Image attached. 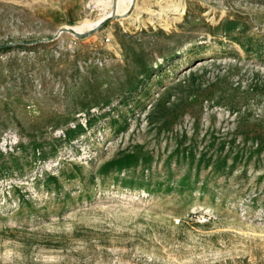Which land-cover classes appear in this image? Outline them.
I'll return each instance as SVG.
<instances>
[{"label": "rangeland", "instance_id": "1", "mask_svg": "<svg viewBox=\"0 0 264 264\" xmlns=\"http://www.w3.org/2000/svg\"><path fill=\"white\" fill-rule=\"evenodd\" d=\"M132 5L0 0V264H264V0Z\"/></svg>", "mask_w": 264, "mask_h": 264}, {"label": "trees", "instance_id": "2", "mask_svg": "<svg viewBox=\"0 0 264 264\" xmlns=\"http://www.w3.org/2000/svg\"><path fill=\"white\" fill-rule=\"evenodd\" d=\"M2 48H10L11 46H9L8 44H4L1 46ZM84 126L82 124H78L75 128H68L67 130H65V141H71L74 138H76L83 130H84ZM264 146V144L261 145V147ZM55 146L51 145V149H53ZM47 148H46V144L45 142H32V153L33 155L37 158L39 156L44 157V159H46L45 157H47V152H46ZM2 153V157H6L3 155ZM53 154L55 153V150H53L52 152ZM11 158H9L10 160H3L2 162H0V174H6V175H10L12 172V166H9V164L14 165L17 164L18 162V156L16 154H10L9 155ZM10 161V162H9ZM121 160H114L113 163H120ZM15 166V165H14Z\"/></svg>", "mask_w": 264, "mask_h": 264}, {"label": "bare ground", "instance_id": "3", "mask_svg": "<svg viewBox=\"0 0 264 264\" xmlns=\"http://www.w3.org/2000/svg\"><path fill=\"white\" fill-rule=\"evenodd\" d=\"M93 2L97 5L98 8L101 9L102 11V17L96 22V26L105 18H107L109 15L113 14H120V15H124L127 13V11L129 12V10L131 9V7H133L132 3L134 2V0H132L131 4L129 6H125V4L129 3L130 0H121L120 1V5L117 8H114V0H93ZM132 5V6H131ZM126 9V12H125ZM95 27V26H94ZM94 27L90 28V29H94ZM68 29H74L77 32H85L83 31H79L76 30L75 28H68ZM88 29V30H90ZM87 31V30H86Z\"/></svg>", "mask_w": 264, "mask_h": 264}, {"label": "water", "instance_id": "4", "mask_svg": "<svg viewBox=\"0 0 264 264\" xmlns=\"http://www.w3.org/2000/svg\"><path fill=\"white\" fill-rule=\"evenodd\" d=\"M115 15L111 14L109 15L107 18H105L104 20H102L94 29H90V30H87L85 32H77L75 31L74 29H68V28H65V30L67 31H70L80 37H85L93 32H95L101 25H103L104 23H106L107 21H109L110 19H112Z\"/></svg>", "mask_w": 264, "mask_h": 264}]
</instances>
